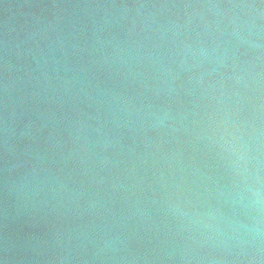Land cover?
<instances>
[{"label":"water","instance_id":"water-1","mask_svg":"<svg viewBox=\"0 0 264 264\" xmlns=\"http://www.w3.org/2000/svg\"><path fill=\"white\" fill-rule=\"evenodd\" d=\"M0 264H264V0H0Z\"/></svg>","mask_w":264,"mask_h":264}]
</instances>
